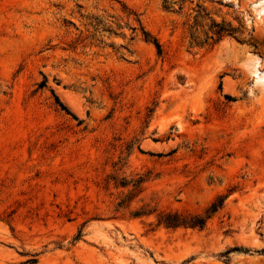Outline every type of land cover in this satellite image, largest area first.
<instances>
[{"label": "rangeland", "instance_id": "rangeland-1", "mask_svg": "<svg viewBox=\"0 0 264 264\" xmlns=\"http://www.w3.org/2000/svg\"><path fill=\"white\" fill-rule=\"evenodd\" d=\"M0 264H264V0H0Z\"/></svg>", "mask_w": 264, "mask_h": 264}, {"label": "trees", "instance_id": "trees-1", "mask_svg": "<svg viewBox=\"0 0 264 264\" xmlns=\"http://www.w3.org/2000/svg\"><path fill=\"white\" fill-rule=\"evenodd\" d=\"M156 46L159 47L157 43ZM159 223L167 228H177V227L202 228L204 226V222L201 217L190 216V215L182 216L177 213H167L163 215Z\"/></svg>", "mask_w": 264, "mask_h": 264}]
</instances>
